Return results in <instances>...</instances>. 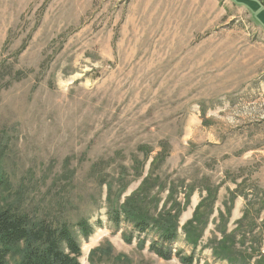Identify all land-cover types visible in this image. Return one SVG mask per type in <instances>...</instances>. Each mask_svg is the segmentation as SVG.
<instances>
[{"label":"rangeland","instance_id":"rangeland-1","mask_svg":"<svg viewBox=\"0 0 264 264\" xmlns=\"http://www.w3.org/2000/svg\"><path fill=\"white\" fill-rule=\"evenodd\" d=\"M263 1L0 0V211L89 220L80 264H182L108 220L150 191L194 264H264Z\"/></svg>","mask_w":264,"mask_h":264},{"label":"trees","instance_id":"trees-1","mask_svg":"<svg viewBox=\"0 0 264 264\" xmlns=\"http://www.w3.org/2000/svg\"><path fill=\"white\" fill-rule=\"evenodd\" d=\"M5 181V176L0 173V188L5 185ZM151 193L147 191L133 194L122 205L109 201L108 220L117 229L123 224L130 226L131 238H143V242L151 239L150 250L159 258L170 261L177 257L182 264H194V253L199 247L201 236H196L194 227L190 229L191 224L188 223L185 230L192 254L185 256L183 250H174L173 246L179 240L177 215L167 213L159 219L155 218L151 211L156 202L150 198ZM94 229L87 219H80L75 224H54L44 219H31L25 214L6 208L0 211V264H8L14 255L19 256L17 264H80L82 250L79 235L88 239ZM230 250L232 244L229 238L221 244L217 243L214 246L216 259L237 264L239 259Z\"/></svg>","mask_w":264,"mask_h":264},{"label":"crops","instance_id":"crops-1","mask_svg":"<svg viewBox=\"0 0 264 264\" xmlns=\"http://www.w3.org/2000/svg\"><path fill=\"white\" fill-rule=\"evenodd\" d=\"M260 13L261 16H263V20H260L261 24H263L260 26V29L262 28V31L264 32V1L260 4Z\"/></svg>","mask_w":264,"mask_h":264}]
</instances>
